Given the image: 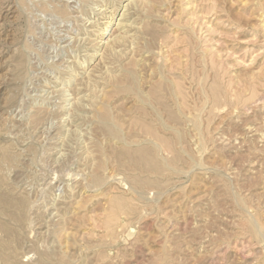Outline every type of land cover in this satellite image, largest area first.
I'll list each match as a JSON object with an SVG mask.
<instances>
[{"label": "rangeland", "instance_id": "374dc122", "mask_svg": "<svg viewBox=\"0 0 264 264\" xmlns=\"http://www.w3.org/2000/svg\"><path fill=\"white\" fill-rule=\"evenodd\" d=\"M0 197V264H264V0H0Z\"/></svg>", "mask_w": 264, "mask_h": 264}, {"label": "bare ground", "instance_id": "6f19581e", "mask_svg": "<svg viewBox=\"0 0 264 264\" xmlns=\"http://www.w3.org/2000/svg\"><path fill=\"white\" fill-rule=\"evenodd\" d=\"M140 1V0H139ZM142 1V0H141ZM82 2V1H81ZM131 2V1H130ZM136 3V2H135ZM113 4V3H112ZM131 4V3H130ZM43 5V4H42ZM78 5V4H77ZM129 4L127 3L126 4V6H128ZM132 5V4H131ZM134 5V4H133ZM65 7V6H64ZM49 8V7H48ZM75 10V9H74ZM76 16V15H75ZM121 16V15H120ZM63 21V20H62ZM129 25V24H128ZM119 35V34H118ZM124 35V34H123ZM135 35H136V33H135ZM122 36V35H121ZM63 37V36H62ZM110 37H112V36H110ZM114 37V36H113ZM122 37H124V36H122ZM122 37H118V36H115L114 37V39H112V42H111V44L109 45V44H107L106 45V49H108L107 51H110L111 49H114L116 46H118L119 44H121L122 45V41L123 40H126V39H124V38H122ZM68 41V40H67ZM127 41H129L128 39H127ZM132 41V40H131ZM107 42H109L110 43V41L108 40ZM125 42V41H124ZM137 42V41H136ZM138 43V42H137ZM106 44V43H105ZM57 45H59V44H57ZM130 45V44H129ZM70 48V47H69ZM118 48V47H117ZM102 49H104V48H102ZM105 50V49H104ZM104 50H103V52H104ZM106 50H105V52H107ZM132 51V50H131ZM100 52H101V50H100ZM102 52V53H103ZM104 52V53H105ZM118 52H119V50H118ZM52 53V52H51ZM113 53H114V51H113ZM118 54V53H117ZM101 55V54H100ZM109 55V54H108ZM112 55V54H111ZM82 56V55H81ZM87 56V55H86ZM140 58V57H139ZM104 59V58H103ZM78 60V59H77ZM140 60V59H139ZM135 61V60H134ZM109 62V61H108ZM121 62H122V60H121ZM147 63V62H146ZM140 64V63H139ZM146 66H147V64H146ZM109 67V66H108ZM112 67V66H111ZM111 69V68H110ZM139 69V68H138ZM108 70V69H107ZM150 70V69H149ZM103 71V70H102ZM119 71V70H118ZM141 72V71H140ZM113 75V74H112ZM18 77V76H17ZM122 78V77H121ZM34 79V78H33ZM117 81V80H116ZM175 81V80H174ZM173 81V82H174ZM68 83V82H67ZM175 84V83H174ZM103 86V85H102ZM148 86V85H147ZM30 87H31V85H30ZM47 87V86H46ZM92 89V88H91ZM176 89V88H175ZM65 90V89H64ZM177 90V89H176ZM162 92V91H161ZM170 93H172V92H170ZM177 93H178V91H177ZM30 94V93H29ZM146 94V93H145ZM173 94V93H172ZM46 95V94H45ZM144 95V94H143ZM147 95V94H146ZM174 95V94H173ZM78 96V95H77ZM150 98V97H149ZM81 103V102H80ZM79 103V104H80ZM182 104V103H181ZM183 105V104H182ZM171 106V105H170ZM32 108V107H31ZM46 109V108H45ZM29 111V110H28ZM22 112V111H21ZM105 115H106V113L104 114V118H105ZM23 116V115H22ZM157 119V118H156ZM143 124V123H142ZM18 125V124H17ZM21 127V126H20ZM41 127V126H40ZM68 128V127H67ZM69 131V130H68ZM16 132V131H15ZM45 135V134H44ZM84 135V134H83ZM149 135V134H148ZM32 138V137H31ZM5 146V145H4ZM9 146V145H8ZM10 149V148H9ZM5 150V149H4ZM101 155V154H100ZM10 157V156H9ZM13 158V157H12ZM6 195V194H5ZM2 197H0V201L1 202H3L4 203V199H1ZM8 198V197H7ZM24 199V198H23ZM6 200V199H5ZM12 201V200H11ZM14 201V200H13ZM6 202V201H5ZM18 202L22 205L23 204V200L22 201H19L18 200ZM29 202V201H28ZM7 204V203H6ZM13 204V203H12ZM11 204V205H12ZM35 204H37V203H35ZM9 205V204H8ZM10 205V206H11ZM15 205V204H14ZM32 205V204H31ZM14 209V208H13ZM16 210V209H15ZM21 210V209H20ZM20 212V211H19ZM17 213V212H16ZM15 213V214H16ZM30 221V220H29ZM3 226V225H2ZM3 227H5V226H3ZM5 229L7 230V231H9L6 227H5ZM5 230V231H6ZM11 237V236H10ZM8 242V241H7ZM8 244V243H7ZM3 246V244H1V242H0V246ZM1 246V247H2ZM5 250V249H4ZM48 255V254H47ZM48 257V256H47ZM13 260V259H12ZM41 261V260H40ZM8 262V261H7ZM9 263V262H8Z\"/></svg>", "mask_w": 264, "mask_h": 264}]
</instances>
